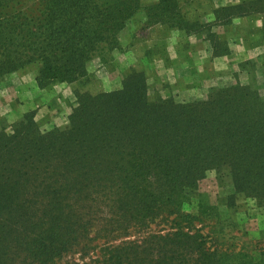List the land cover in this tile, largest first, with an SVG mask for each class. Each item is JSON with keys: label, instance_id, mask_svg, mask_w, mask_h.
Returning a JSON list of instances; mask_svg holds the SVG:
<instances>
[{"label": "trees", "instance_id": "obj_1", "mask_svg": "<svg viewBox=\"0 0 264 264\" xmlns=\"http://www.w3.org/2000/svg\"><path fill=\"white\" fill-rule=\"evenodd\" d=\"M11 2L0 0V82L40 62V87L82 79L91 54L98 46L112 47L142 10L141 0H44L47 7L69 11L65 23L56 24L53 17L40 21L47 20L49 46L55 43L64 55L69 49L68 63L52 60L35 41L36 19L24 12L2 15ZM158 8L156 23L190 32L177 0H159ZM225 9L239 10L226 24L235 15H261L264 40V0ZM9 25L15 26L6 33ZM22 27L27 37L18 32ZM135 75L126 79L120 94ZM139 78L146 82L143 75ZM137 94L136 103H124L133 116L113 119L110 128L107 121L97 128L102 116L93 110L99 102L111 103L112 95L85 99L70 120L90 119L84 123L87 149H53L56 144L50 142L58 133H41L31 124L23 130L24 120L12 132L0 130V264H54L68 252L97 251L158 221L169 224L170 231L106 246L107 255L96 264H264V252L239 260L248 255L213 250L196 228L198 216L183 210L188 189L197 188L213 170L228 171L235 191L264 207V98L238 85L212 89L206 101L191 104L150 103L146 92ZM79 131L69 127V141ZM21 194L28 197L19 200Z\"/></svg>", "mask_w": 264, "mask_h": 264}, {"label": "rangeland", "instance_id": "obj_2", "mask_svg": "<svg viewBox=\"0 0 264 264\" xmlns=\"http://www.w3.org/2000/svg\"><path fill=\"white\" fill-rule=\"evenodd\" d=\"M249 1L252 0H177L178 12L185 24H189L190 32L187 33L169 24L156 23V15H160L159 0H141L142 10L117 34L116 45L98 46L84 64V77L79 81L55 82L40 87L37 81L40 62L26 64L7 75L0 82V130L5 128L12 132L14 126L24 120L23 130L31 124L41 133L57 132L50 142L51 145L56 144L52 148L69 152L70 149L89 148V141H85L87 131L84 123L90 119L70 120L79 107L87 104V97L95 99L112 95L111 103L99 102L93 110L95 115L102 116L96 119L97 128L106 121L105 126L110 128L109 123L113 119L132 117L131 107H127V113L124 103L126 100L136 103L137 90L138 93L146 92L150 103L167 99L178 104L206 101L212 89L237 85L248 86L264 98L261 15H235L230 24L224 23L239 11H225V8ZM6 5L2 7L5 11L3 16L24 12L30 16L28 18L36 19L35 41L47 50L52 60H68L69 63V49L64 55L55 43L49 46L45 40L47 20L40 22L42 17H53L56 24L65 23L69 19V11L54 5L47 7L44 0H12ZM167 16L170 15H165V20H169ZM14 26L5 27V32L9 33ZM22 35L28 36L25 31ZM254 48H261V53H256L253 58L249 50ZM135 73V78H138L129 82L125 94H120L126 79ZM142 75L145 83L139 78ZM72 125L81 131L69 141V127ZM99 132L101 136L106 133H95ZM64 133H68L66 138ZM82 141L84 145H80ZM187 192L183 210L198 216L196 228L213 250L248 255L241 256L239 260L260 257L264 252V207L246 194L237 193L228 171L208 172L197 188ZM26 197L28 195L21 194L19 200L24 201ZM170 228L169 224L158 221L147 231L102 244L97 251L87 253L78 248L68 252L54 264H96L107 255L108 252L104 251L106 246L117 245L122 240L147 238L151 234H165ZM175 263L179 264L178 261Z\"/></svg>", "mask_w": 264, "mask_h": 264}, {"label": "crops", "instance_id": "obj_3", "mask_svg": "<svg viewBox=\"0 0 264 264\" xmlns=\"http://www.w3.org/2000/svg\"><path fill=\"white\" fill-rule=\"evenodd\" d=\"M261 48H254L249 50V53H251V57H255L257 54L256 53H261ZM248 51H246L245 53H247ZM258 57V56H257Z\"/></svg>", "mask_w": 264, "mask_h": 264}]
</instances>
